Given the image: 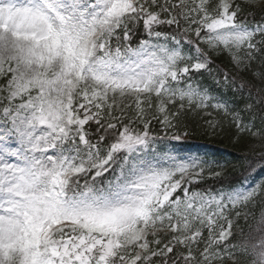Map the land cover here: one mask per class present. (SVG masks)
<instances>
[{
    "label": "snow or ice",
    "instance_id": "obj_1",
    "mask_svg": "<svg viewBox=\"0 0 264 264\" xmlns=\"http://www.w3.org/2000/svg\"><path fill=\"white\" fill-rule=\"evenodd\" d=\"M0 264H264V0H0Z\"/></svg>",
    "mask_w": 264,
    "mask_h": 264
},
{
    "label": "trees",
    "instance_id": "obj_2",
    "mask_svg": "<svg viewBox=\"0 0 264 264\" xmlns=\"http://www.w3.org/2000/svg\"><path fill=\"white\" fill-rule=\"evenodd\" d=\"M221 62V64L226 68V65H227V61L226 60H221L220 61ZM205 83H207V84H209L210 86L212 85V82L211 81H208V80H205ZM222 95H223V97H224V99H226V100H228V99H230V97H231V94H230V92H226V93H222ZM195 137L196 138H206L207 136H205V135H203V134H197V135H195ZM211 137V136H210ZM215 138V140L216 141H218V143H220V144H223V138L224 137H220V138H216V137H214ZM228 139V138H227ZM226 146L227 147H229L230 148V150H231V147H232V144L227 140V142H226ZM233 148V147H232ZM231 160L232 161H236V158L238 157V154L236 153V152H234L233 150H231Z\"/></svg>",
    "mask_w": 264,
    "mask_h": 264
},
{
    "label": "rangeland",
    "instance_id": "obj_3",
    "mask_svg": "<svg viewBox=\"0 0 264 264\" xmlns=\"http://www.w3.org/2000/svg\"><path fill=\"white\" fill-rule=\"evenodd\" d=\"M185 149H187V150H191V149H188V148H185ZM191 151H194V150H191ZM204 151H206V150H204ZM199 152H202V151H199Z\"/></svg>",
    "mask_w": 264,
    "mask_h": 264
}]
</instances>
